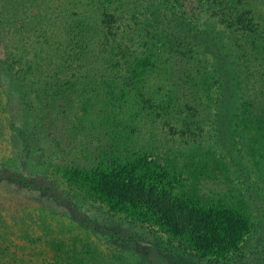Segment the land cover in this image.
<instances>
[{
  "label": "rangeland",
  "instance_id": "rangeland-1",
  "mask_svg": "<svg viewBox=\"0 0 264 264\" xmlns=\"http://www.w3.org/2000/svg\"><path fill=\"white\" fill-rule=\"evenodd\" d=\"M65 1L73 5L72 0L38 1L39 8H42L40 22L35 16L39 9L31 7L29 0H0V264H95V260L106 264H264V144L250 143L245 136L233 132L240 85L234 78L236 74L230 69L229 54L223 48L224 36L219 33V28L200 16L171 11L166 0H142L138 2L140 6L133 7L136 13L134 22L123 20L124 26H129L128 30L134 26L131 28L132 33L139 31L141 36L147 34L148 37L152 33H159L164 43L168 42L170 46L174 44L171 47L177 49V53H188L191 61L174 57L171 52L170 55L161 52L157 63L161 68L153 70L149 74L150 79L148 75H143L146 70L143 66L150 64L149 60H145L147 57L143 58L141 66L129 59L127 69H108L109 62L104 63L107 69H103L101 75L119 76L125 71V82L137 83L132 71L133 67H137L134 71L136 74L141 73L139 79L150 81L144 86V92L147 96L150 92L151 97L161 91L158 86L154 87L156 81L158 85L166 86L168 83L172 85L171 82L177 77L186 76L190 77V86L193 82L198 84V87L187 86V94L185 88L182 89L185 92L180 91L186 94L185 105L192 107L189 112L191 119H188L192 122L188 126H183L181 120L173 119L174 122H167L168 126L160 127V121L152 129L151 125H155L157 118L149 125V117L143 116L139 117L140 120L136 118L135 124L142 128L141 132L152 130L156 132L155 139L164 137V141L169 142L168 146L172 145L169 153H164L161 142L151 143V148L144 149L149 153L147 159L150 163L152 159L155 162V167L151 164L152 170L158 172L159 168H163L168 185L178 193L176 198L186 205L198 206L199 203L195 202L196 191L205 200L219 204L220 210L216 213L222 217L216 220L219 235L211 239L207 234L202 236L199 228H194L190 238L187 232H183V227L169 236L146 220L139 219L126 229L121 224L102 219L110 217L115 220L111 217L113 211H109L104 203L92 201L93 197L87 198L86 184L83 181L77 183L71 176L68 178V174L63 171L66 167H94L98 162V150L109 148L108 136L97 129L83 132L82 136H78L80 144L74 143L77 146L74 162L67 151L69 148L60 152L51 150L49 147L54 141L60 143L63 139L60 122L48 127L45 125V129L48 128L45 130L47 135L39 133L41 128L33 118V104L38 106L41 101L29 93L27 85H20L16 77L23 74L30 79L37 74L32 71L24 73L21 72L24 69L9 68L8 65L11 55L13 58L19 57V64L23 63L24 67L27 61L41 52L40 49L44 52L49 45H59L64 57L71 54L70 63L67 64L70 69L68 67L60 73L70 75L78 71L81 76H85L86 73L83 74L81 69H73L78 66L77 59L80 56L74 59L72 54L83 53L82 50L74 49L66 36H57L60 29L58 20L49 26L52 14L48 8L62 7ZM100 7L99 11L110 15L112 19L114 14L128 16L131 13L128 8L121 10L113 4ZM99 17L102 18L101 15ZM114 21L113 27H116ZM115 35L118 37L117 33ZM98 36L102 43L105 41L104 36L110 40L97 32L93 40L82 44L91 46ZM132 41L134 43L129 48L130 52L137 42L136 37ZM177 44L179 47L175 48ZM194 51L197 61H192L191 53ZM3 59L6 62H2ZM166 60H170L175 71L164 65ZM97 61L101 64L100 60ZM115 61L122 62L123 56L116 55ZM201 71L210 76L204 83H200L202 76L195 75L196 72L201 74ZM38 76L49 79L46 74ZM207 86L208 90L205 89ZM73 87L74 92L82 89L78 83ZM99 89L91 93L94 94L92 96L82 93L81 98L74 100L76 114L102 121V115L98 113L106 111V106L111 105L105 102L101 107L97 98L103 95L110 98V93ZM44 90L45 93L51 92L45 86ZM117 93L115 91V95ZM84 98H90L88 110L84 109ZM205 112L211 115L210 123L203 119ZM71 122L74 125L76 123ZM168 127L174 134L167 133ZM140 146L134 142L128 144L130 151L135 153ZM36 185L51 187L46 195L50 199H45L40 191L38 193L33 188ZM164 196L171 198L170 194ZM222 203L233 210L224 209ZM200 213L207 226L213 212ZM234 216L246 220H243V229L241 226L234 236L226 237L220 228L227 232L226 220L236 219ZM124 221L125 216L122 218ZM84 227L93 233L85 232ZM107 233L115 235V246L106 240ZM181 234L187 236H180V239ZM128 237L132 238L129 242L137 247L124 242ZM139 254H142L141 258ZM88 258L90 262L86 261Z\"/></svg>",
  "mask_w": 264,
  "mask_h": 264
},
{
  "label": "trees",
  "instance_id": "trees-1",
  "mask_svg": "<svg viewBox=\"0 0 264 264\" xmlns=\"http://www.w3.org/2000/svg\"><path fill=\"white\" fill-rule=\"evenodd\" d=\"M38 1L41 2L42 0L35 2L29 0V4L31 7L39 9L35 16L41 22L40 17L42 18V16L40 12L42 8H39ZM72 1L73 5L65 1L62 7L59 5L52 10L48 8L52 14L49 13L52 19L49 26L50 24H56L57 22H52L58 20L60 29L57 36H66L69 38V43L75 47L74 49L82 50L83 53L72 54L74 59L80 56L77 59L78 66L73 67V69H81L83 74L86 73L85 76H81L78 71L70 73V75L60 73L63 69L69 67L67 64L70 63L69 56L71 54H66L64 57L59 45L54 47L53 45H49L48 50L45 49L44 52L40 49L41 52L36 54L31 61H27L28 63L24 67L23 63L19 64V57L13 58V55H11L9 59V68L24 69L21 72L32 71L37 74V76H32L33 78L31 77L30 79L23 74L16 75V77L20 85H27L29 93L34 94V98L37 101H41L38 102L40 103L38 106L33 104V118L37 120V125L41 128L39 133L47 135L45 130L48 128L45 129V125L48 127V125L51 126L54 122H60L59 128L64 132L60 133L63 135V139L59 141L60 143L54 141L55 144L53 142V145L49 148L59 152L64 151L63 149L65 148H69L67 151L71 153L73 162L77 155L75 152L77 146L74 143L80 144L78 136H82L83 132L97 129L108 136L107 143L109 150H98L100 152L96 156L98 162L94 167H90L89 165L86 168L66 167L63 169L64 173L68 174V178L71 176L76 179L77 183L83 181L86 184L87 198L91 199L93 197L92 201L106 204L108 210L115 213L114 215L112 212L111 215L115 220L110 217H103L102 219L110 223L121 224L126 229L131 227L136 219L146 220L147 223L156 226L157 229L162 230V232L167 233L169 236L177 229L183 227V232H187L188 238L194 234V228H199L202 236L207 234L210 239L216 237L219 235L217 233L219 225L216 220L222 218L216 213L220 210V205L207 199L205 200L196 191L195 202L199 203L198 206L186 205L177 199L178 193L172 191L168 185L169 181L164 177L163 168H159L158 172L153 171L151 164L155 167V162L152 159L150 163L147 159L149 153L144 149V147L151 148L153 146L151 143L161 142L160 145L164 149V153H169V147L172 145L168 146L169 142H165L164 137H157L155 139L154 133L156 132L152 130L141 132L142 128L135 124L137 123L136 118L139 119L142 116L143 118L149 117V122H147L149 125H151L150 123H154V119L157 118L156 123H154L155 125H151L152 129L160 121L162 122L159 126L162 128L166 126L167 122H172L173 119L181 120L183 126H188L192 122L191 120L188 121V119H191L189 112L192 107L185 105L184 99L188 93L187 86L189 88H192L191 86L198 87V84L193 82L190 86L188 84L190 77L182 75L184 77H177L176 80L171 82L172 85L168 83L166 86L158 85L156 81L154 87L158 86L161 91L155 92L153 97L150 96V92L148 96L144 92V86L150 82L149 74L153 70L161 68V65H157L159 53L163 52L166 55H170L171 52V55L174 57L185 58L189 62L191 60L188 53L185 55L177 53V49L173 50L172 48L174 44L171 47L168 45V42L164 43V39L159 33H152L149 37L147 34L141 36L139 31L136 34L135 32H131V28L134 27L133 25L132 27L130 26V30H128L129 26L127 28L124 26L123 20L129 19L134 22L136 13L133 7L137 8L140 6L138 2L142 0ZM166 1L171 7V11L179 14L200 16L208 20L212 26L215 25L219 28V33L224 36L223 48L229 54L230 69L236 74L234 78H236L238 85H240L238 87L240 93L238 99L239 105L235 106L236 112L233 117L235 123V125L233 124V132L241 137L245 136L246 141L250 143L264 144V0ZM103 4H107V6L113 4L121 10L122 8H128L131 13L128 16L122 13H118V15L114 14L115 19H112L110 15L99 11L100 6H103ZM132 11L134 12L132 13ZM99 15H101V19ZM114 20L117 23L116 27H113ZM97 32L106 35L110 40L104 36L105 41L102 43L100 41L101 37L98 36L91 46L82 44L87 40H93ZM115 33L118 34V37ZM131 34L135 35L137 42L132 46L133 48L130 52L129 48L134 43L132 38L135 39ZM176 47H179V44ZM116 55L123 56V61L117 63L115 61ZM191 56L192 61H197L195 51L191 53ZM144 57H147L145 60H149L150 62V64L148 63V65L145 64L143 66V69H146L143 75H148V82L139 79L141 73L137 72L138 74H136V71H134L138 69L137 67H133L132 69L137 83L127 84L125 82V71L121 72L119 76L117 74H114V76L110 74L108 76L107 74L101 75L104 71L103 69H107L108 66L110 67L108 69H127L129 59H132L133 63H138V66H141ZM97 60H100L101 64ZM2 62H6V60L3 59ZM104 63H108L106 68L103 66ZM164 65L169 67V69L174 67H171L170 60H166ZM184 73L185 71L183 70ZM38 74H46L49 79L46 76L45 78L39 77ZM57 74H60V76L57 77ZM195 75L202 76L200 83H204L210 79V76H207L203 72L201 74L196 72ZM77 83L82 86V89L74 92L73 86ZM44 86L51 92L45 93ZM115 86L119 89L115 90ZM184 88L186 92L182 90ZM208 88V86L205 87L206 90ZM97 89L102 90L104 93L105 91L110 93V98L104 95L97 98V102L101 107L104 106L105 102L107 105H111L106 106V111L103 110L98 113L102 115V121L92 120L84 115L81 117L80 114H76L74 100H78L77 97L81 98L82 93H88V95L92 96L94 94L91 93ZM115 91L119 93L115 95ZM25 92L23 93L28 94ZM71 94L74 95L72 96ZM28 96L31 98L29 94ZM57 98L63 101H58ZM92 99L95 100L96 98ZM83 101L85 103L84 109L88 110L90 98H84ZM55 102L58 104H55ZM204 115L205 118L203 119L210 123V113L205 112ZM117 116L120 118L116 119ZM177 116L178 118H176ZM71 121H76L75 125ZM167 133L174 134V131L168 127ZM130 142H134L135 145H141L138 147L136 153L131 152L128 148ZM260 148L262 149V147ZM160 170L162 171L159 173ZM158 174L161 175L158 177ZM33 188L38 193L40 191V194L45 196V199H50L46 195L51 190V187L36 185ZM167 194H170L171 198L164 196ZM45 199H43L44 202H46ZM221 206H224L226 210H233L232 207L223 205V203ZM206 211L213 212L211 216L212 220L208 222L207 226L203 214L200 213ZM235 215L238 214L235 213ZM124 216L125 221L123 223L122 218ZM242 217L244 216L242 215ZM242 217L234 216L233 218L236 219L227 220L223 217L228 223V229L226 232L220 228L222 233L226 237H229L231 235L234 236L241 226L243 229V220H246ZM84 229L85 232L93 233L92 230L86 227ZM205 229H207L206 232ZM187 235L181 234L179 237ZM131 239V237H128L124 242L130 243ZM106 240L111 241L110 245H116L117 239L114 234L107 233ZM131 245L137 247L134 243ZM141 256L142 254H139L140 258ZM86 261L90 262V259L88 258ZM94 263L106 264L101 260H95ZM120 264L129 263L120 262ZM130 264L135 263L130 262Z\"/></svg>",
  "mask_w": 264,
  "mask_h": 264
}]
</instances>
